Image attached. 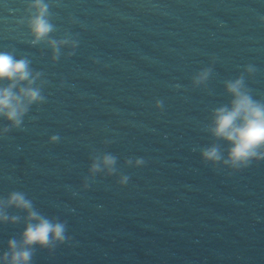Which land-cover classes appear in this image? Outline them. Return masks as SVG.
<instances>
[{
  "label": "water",
  "instance_id": "1",
  "mask_svg": "<svg viewBox=\"0 0 264 264\" xmlns=\"http://www.w3.org/2000/svg\"><path fill=\"white\" fill-rule=\"evenodd\" d=\"M46 2L48 39L69 41L56 59L32 44L30 0H0V51L30 61L44 97L19 127L0 118V200L23 193L65 225L31 264H264V158L225 164L210 131L229 81L264 101V0ZM105 155L114 171L92 172ZM5 211L0 255L29 222Z\"/></svg>",
  "mask_w": 264,
  "mask_h": 264
},
{
  "label": "clouds",
  "instance_id": "2",
  "mask_svg": "<svg viewBox=\"0 0 264 264\" xmlns=\"http://www.w3.org/2000/svg\"><path fill=\"white\" fill-rule=\"evenodd\" d=\"M29 12L28 27L33 36L32 44L46 40L53 49V59H56L59 47L69 41L48 39L54 31L49 20V4L46 0H30ZM247 71L251 73L254 69L249 67ZM40 75L39 72L33 73L28 59H16L13 53L0 51V118L10 121L15 127L22 124L30 105L44 99L40 88L34 86ZM207 76V72L202 73L196 82H203ZM226 88L233 97L231 105L215 109L210 131L217 139L231 144L225 164L233 167L247 166L253 158H264V101L253 99L245 88L243 77L229 81ZM52 139L55 141L57 138ZM203 156L213 162L222 159L216 146L205 150ZM101 163L110 172L114 171L115 158L105 155L101 162L93 163L92 172L100 171ZM141 163L143 161H137V164ZM121 182L126 183L127 177ZM7 207L27 211L29 222L22 233L21 241L9 240V250L0 255V264H31L34 246L48 248L54 243L65 241V225L60 222L53 223L36 212L23 193L13 192L7 201L0 200V224L18 221V217H9L6 214Z\"/></svg>",
  "mask_w": 264,
  "mask_h": 264
}]
</instances>
